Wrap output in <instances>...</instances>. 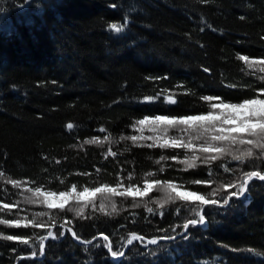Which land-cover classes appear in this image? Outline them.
<instances>
[{
    "label": "trees",
    "instance_id": "trees-1",
    "mask_svg": "<svg viewBox=\"0 0 264 264\" xmlns=\"http://www.w3.org/2000/svg\"><path fill=\"white\" fill-rule=\"evenodd\" d=\"M125 17L123 32L110 29ZM262 68L264 0H0V220L28 224H0V264H264V181L222 204L248 173L264 175V148L212 140L219 134L198 133L196 121L139 124L264 98ZM105 186L114 191L62 208L42 194ZM201 208L205 224L176 240L133 241L120 260L105 247L119 254L135 236H174ZM65 225L79 240L108 242L76 243Z\"/></svg>",
    "mask_w": 264,
    "mask_h": 264
},
{
    "label": "snow or ice",
    "instance_id": "snow-or-ice-1",
    "mask_svg": "<svg viewBox=\"0 0 264 264\" xmlns=\"http://www.w3.org/2000/svg\"><path fill=\"white\" fill-rule=\"evenodd\" d=\"M111 7L115 8L116 5H111ZM129 18L125 17L124 23L121 25L112 24L110 25V29L114 32L120 33L123 32L124 29L127 27L129 23ZM241 60L247 61V56H240ZM207 71V69H205ZM261 71H264V68L261 69ZM152 98H146V100H151ZM205 100H212L213 97L211 96H205L203 97ZM166 102L168 103H176L174 99L171 97L166 98ZM212 108L215 110L217 108L220 109L219 116H216L213 114V112H209L206 116H186L181 118H169L167 116H156L152 119H149V117H144V119L139 121L140 125H144L146 123L150 125H159L161 123L167 124V125H189L193 126V122H203L199 125L195 126L196 131L198 133L201 132H207L210 129L214 132L218 133L219 135H213L212 140H230L231 142H239L241 144L247 143L252 145V147L256 148H264V143H261V140H264V99H246L242 103H223L221 102L219 105L213 104ZM225 125H231V127L226 128ZM73 125L69 124L68 128H72ZM256 137V139H248L245 140L244 137ZM107 139V137H105ZM132 140H135L136 137H131ZM160 147H177V141L173 140L171 144L165 142L162 145H159ZM185 147H189L190 145H184ZM149 147H152V145H149ZM203 151L207 152L209 149L207 147H204L202 149ZM217 151H220V149H216ZM243 155H252L251 149H249L246 153ZM161 160L166 159V157L161 156ZM239 159V157H237ZM159 162V161H158ZM194 165L189 162V167H193ZM258 177L259 180L264 181V175H261L260 173L256 171H252L247 174V178L244 180L243 184L238 188L237 191H234L230 194L229 198L223 199L222 204L228 205L230 203V200L232 198H238L246 196V194L249 191L248 185L249 182L255 178ZM15 184L16 182L13 181ZM147 188H150L151 185H146ZM175 185L169 184L168 188H174ZM231 187V185L229 186ZM103 190H107L109 192L114 191V189L107 188L105 186L104 189L96 188L94 189L95 192H101ZM85 193H87L89 190L85 189ZM41 193L40 188H36L33 192V196L38 197ZM123 195V193H121ZM130 194V193H129ZM54 193H46L45 196H53ZM61 197H64L67 195L65 192L59 193ZM198 199L201 201L202 204H211V205H217L219 201L213 199V200H205L203 197H198ZM29 203L34 202L31 198L28 199ZM44 203L48 204V207H53V205L45 198ZM5 207H8V205H5ZM151 211V210H150ZM199 216V220L197 219H191L189 220L185 225L184 228L187 230L190 225L195 226L198 223L200 225L205 224V216L203 214L197 213ZM0 224H11L15 227H27L28 224L22 223L21 220H15V221H7V220H0ZM60 235H64L63 232L60 233ZM75 236V233H73ZM49 236H53V234L50 232ZM7 240H17L19 237L14 235H8L4 237ZM55 238V237H53ZM105 241L108 240L107 236L103 237ZM20 243L22 244H28L29 241L27 239H20ZM131 243V241H129ZM149 243L155 244V240L149 241ZM41 247V254H43L44 245L43 243L40 245ZM105 247H108L109 250H111L110 245H105ZM117 252H112V256H117ZM119 255H123L120 253Z\"/></svg>",
    "mask_w": 264,
    "mask_h": 264
},
{
    "label": "rangeland",
    "instance_id": "rangeland-1",
    "mask_svg": "<svg viewBox=\"0 0 264 264\" xmlns=\"http://www.w3.org/2000/svg\"><path fill=\"white\" fill-rule=\"evenodd\" d=\"M254 99H257V98H254ZM259 99H264V98H259ZM242 102H238V103H242ZM219 113H220V109H217L216 111L213 112V114L216 115V116H218ZM88 190L89 191L87 193H85V191H76V190L63 191L65 193H67V195L64 196V197H61L59 195V193H55V192H52V193H54L53 196H47V197L45 196V194L49 193V192H43L42 194L44 196V200H45V198H47V200L53 205V207H51L53 209V208H62V207H64V205L67 204V201L70 200V198H73V199H75V198L76 199H86L87 197H89V196H91L92 194L95 193V191L92 190V189H88ZM148 190H149V188H147L145 186V187H141V188H139V187H136V188L135 187H130V188H127V189L124 188L123 191H125L128 194L129 193L130 194H142V193H144V192H146ZM178 193L181 195V197L183 199H186V200L189 199V200H192V201L201 202L198 199V197H200V196L197 195V194H193V193H190V192H187V191L185 192V191H183L181 189L180 190L178 189ZM47 206H48V204H47Z\"/></svg>",
    "mask_w": 264,
    "mask_h": 264
},
{
    "label": "water",
    "instance_id": "water-1",
    "mask_svg": "<svg viewBox=\"0 0 264 264\" xmlns=\"http://www.w3.org/2000/svg\"><path fill=\"white\" fill-rule=\"evenodd\" d=\"M172 99H174L173 97H171ZM258 178V177H257ZM240 198H242V197H240ZM206 204H204L203 206H205ZM203 208V207H202ZM202 208L200 209V214H202ZM198 226L200 225L199 223L197 224ZM204 225V224H203ZM68 229L70 230V228L68 227ZM187 232V230H185V228L183 229V231L182 232H180V233H177L176 235H174V236H171V237H159V238H155V241H156V243L157 242H159V241H166V240H174V239H177V237H179V236H181V235H183V234H185ZM101 237H104L103 235H100ZM73 239L75 240V242L77 243H80V244H88V242L90 241V240H88V241H85V240H78L74 235H73ZM137 239H142V240H146L147 241V243L148 244H152V243H149V241H151V239H148V238H145V237H141V236H136V237H132V238H130L129 240H128V242L124 245V247H123V249H126L127 247H129L131 244H132V242L134 241V240H137ZM91 240H93V239H91ZM129 241H131V243H129ZM109 245H110V243H109ZM108 252L110 253V255L112 256V252H111V250H109L108 249ZM32 255H34L33 253L32 254H26V255H24V256H31L32 257ZM41 256H42V254H41ZM43 257V256H42ZM113 257V256H112ZM122 257V255L121 256H115L114 258L115 259H119V258H121Z\"/></svg>",
    "mask_w": 264,
    "mask_h": 264
},
{
    "label": "bare ground",
    "instance_id": "bare-ground-1",
    "mask_svg": "<svg viewBox=\"0 0 264 264\" xmlns=\"http://www.w3.org/2000/svg\"><path fill=\"white\" fill-rule=\"evenodd\" d=\"M54 227L55 226H53V227H51L45 234V236L43 237V239H42V241H41V243H40V245L43 243H45L46 241H48V240H51V239H54L53 237H55V233H53V230H54ZM68 227L70 228V230L68 229ZM64 231H68L70 234H71V236H72V238H73V230H72V228L70 227V226H67V225H65L64 226ZM52 233L53 234V236H49V233ZM100 235H103V236H105L104 234H102V233H100L99 234V236H97V237H93V238H90V239H88V240H90L89 242H91V241H93V240H95L96 238H103V237H101ZM184 235V234H183ZM182 236V235H181ZM75 237L77 238V236L75 235ZM180 237V236H179ZM156 238H159V237H156ZM78 239V238H77ZM91 239H93V240H91ZM74 240V239H73ZM79 240V239H78ZM88 240H85V241H88ZM137 240H139V239H137ZM142 240V239H141ZM155 240V239H154ZM174 240H176V239H174ZM75 241V240H74ZM134 241H136V240H134ZM88 242V243H89ZM108 242V241H107ZM127 242H128V240H127ZM126 242V243H127ZM159 242H161V241H159ZM159 242H157V243H159ZM109 243H110V246H111V242H108V245H109ZM125 243V244H126ZM157 243H155V244H157ZM155 244H148V245H150V246H155ZM22 245H24V244H22ZM25 245H29V243L28 244H25ZM41 248V247H40ZM128 248V247H127ZM109 249V248H108ZM126 251V249H123L122 248V250L120 251V253H122L123 255H122V257L124 256V252ZM112 252V251H111ZM34 255H32V256H35L36 254L34 253V252H32ZM32 253H27V254H32ZM109 253V252H108ZM119 253V254H120ZM110 254V253H109ZM117 255V256H121V255ZM42 256H43V254H42ZM42 256H41V253L38 255V258H42ZM111 256V255H110ZM31 257V256H30ZM112 257V256H111ZM121 257V258H122ZM113 259H115L114 257H112ZM121 258H119V259H115V260H120Z\"/></svg>",
    "mask_w": 264,
    "mask_h": 264
}]
</instances>
